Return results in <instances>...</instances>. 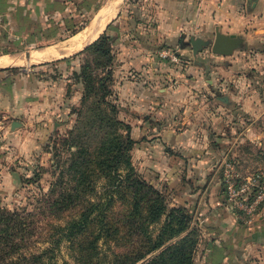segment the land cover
I'll use <instances>...</instances> for the list:
<instances>
[{"label": "rangeland", "instance_id": "374dc122", "mask_svg": "<svg viewBox=\"0 0 264 264\" xmlns=\"http://www.w3.org/2000/svg\"><path fill=\"white\" fill-rule=\"evenodd\" d=\"M115 1L118 8L108 20L117 18V23L111 24L105 31L113 37L114 52L110 65L113 80L111 84L108 83L113 94L108 100L115 102L118 118L125 122V117L119 115L121 110L116 99L117 93L113 90L119 79L114 74L122 75L116 52L133 42L139 46H148L146 43H149L151 31H144L142 28L136 31L140 21L136 9L140 0H98L77 18L76 23L89 20L95 11V5L100 7ZM119 13L121 16L116 17ZM90 26L91 24L87 28ZM103 32L104 29L98 35ZM191 36L182 39L185 42L182 44L179 39H170L172 44H165L164 40L150 48L156 54L162 52L163 55L159 57L166 59L178 71L176 79L168 81L174 87L177 98L176 121L170 125L128 123L129 135L135 140V144L129 148V156L120 158L119 163L112 156L115 150L123 147V140L128 132L126 126L116 129L115 126L104 125L101 131L89 129L88 136L85 134L84 138L81 137L82 132L87 131L81 117L86 111L85 106L93 97L100 100L103 93L101 83L107 69L105 67L109 66L106 57L88 50L67 62L28 67L32 72L33 85L37 81L47 83L65 79L68 86L66 84L64 87V101L59 106L61 101L55 107L48 105L39 110L37 106L33 110L34 114L27 119L26 126L33 137L26 149H19V143L14 144L9 133H4L5 128H0V253L9 251L5 257L0 255V264H145L164 251L168 258L160 259L158 264H189L190 261L192 264H203L205 237L198 213L191 212L188 228L169 239L165 214L155 222L146 220L149 204L152 202L150 192L136 189L135 193L133 186L129 187L126 183L118 190L109 188L114 181L131 182L138 179L155 188L168 211L172 207H185L183 191L187 189V185L192 190L197 187L195 192L201 186L197 183L198 178H195L197 174L192 176L194 180L189 181L178 151L174 154L175 151L171 149L177 141L170 137L185 132L195 134L194 142L200 138L197 143L203 149L215 151L211 158L215 169L211 173L212 184L231 207L235 205L228 200L226 178L229 175L238 184L247 182L246 177L256 178L255 181L250 180L251 185L247 183L250 192L247 202L257 192L258 187L255 185L264 183V109H258L252 115L231 103H221L216 124H201V114L197 109L200 93L197 92L189 100V87L186 85L189 80L179 79L181 77L178 73L182 74L185 66L196 68L199 62H205V56L211 53V45H204L200 49L201 45L197 44L196 49L199 50L195 53L190 42ZM5 48L1 45L0 52ZM9 49L14 48L11 46ZM244 51H239L240 54L234 59L237 66L229 75L219 73L217 82L224 87L218 92V96L230 97L231 90H243L244 95L249 90H256L257 95L264 98V53H256L249 48ZM223 60L220 64L226 68L228 59ZM208 62L215 65L213 61ZM18 71L12 69L5 74L12 75ZM133 71L132 75L136 76L137 71ZM151 80L146 79V83H151ZM96 108L104 111L103 105H96ZM39 113L44 116L39 117ZM202 114L205 117L206 112ZM12 116L19 118L15 113ZM1 121L3 119L0 116ZM8 123L6 128L15 129ZM101 132H110L111 135L105 136ZM158 133L161 134L160 137L162 134L164 136V148L173 153L169 152L171 157L167 163L170 170L164 174L147 170V165H143L142 161L143 156V160L146 156L150 157L147 162H151V157L158 160L161 152L159 146L145 149L143 156L141 152V146H151ZM79 157L82 162L74 164L73 161ZM161 167L159 164V168ZM172 168H176V171H172ZM12 172L18 173L19 183L13 182ZM109 191L118 193L111 195L108 194ZM187 209L190 211L188 207L185 211ZM233 211L243 222L247 218H264V198L249 214L238 206ZM159 234L164 236V244L153 250V242L159 240ZM179 241L184 246L178 245ZM174 242L178 246L165 250ZM261 248L264 249V245ZM144 253L145 258L137 259ZM249 258L251 262L242 264H264L263 255L251 256L247 260Z\"/></svg>", "mask_w": 264, "mask_h": 264}, {"label": "crops", "instance_id": "0c3cea01", "mask_svg": "<svg viewBox=\"0 0 264 264\" xmlns=\"http://www.w3.org/2000/svg\"><path fill=\"white\" fill-rule=\"evenodd\" d=\"M94 2L95 0H0V46L12 45L15 41L27 45L23 51L0 53V56L18 59L15 63L0 65V116L3 119L0 128H5L4 133H9L14 144L19 143V149H26L32 141L33 134L26 126L27 119L34 114L33 110L37 106L39 110L48 105L55 107L61 101L59 106L64 101V87L67 84L65 79H61L47 83L37 81L33 85L32 72L28 67L57 60L62 63L63 58L79 52L95 41L99 35L92 42L86 41L72 52L63 49L75 34L92 24L99 9H95L84 27L74 33H64L66 28L78 22L77 18L87 12ZM136 15L140 18L136 31L139 28L151 31V37L146 47L133 42L116 52L122 75L114 74L119 79L113 90L117 93L116 99L121 110L119 115L125 117V122L155 125L174 123L177 98L174 87L168 81L176 79L178 71L166 59L159 57L163 55L162 52L156 54L150 48L164 40L166 42L163 43L172 44V39L182 40L191 35L213 41L217 30L237 35L241 38L240 47L228 55L211 51L205 56V62H199L198 67L185 66L184 72L178 73L181 77L179 79L189 80L186 84L189 87V100L197 92L200 93L197 107L201 114L200 123L215 125L218 109L222 104L231 103L252 115L256 114V110L264 109V98H260L256 90H249L246 95L243 90H231V98L229 95H217L224 87L217 82L219 73L229 75L232 72L237 66L234 59L240 54L239 51L249 48L253 52L264 53V0H140ZM115 19L117 18L106 22L103 29L106 30L109 24H116ZM182 43H185L184 40ZM37 44L41 46L37 47ZM36 55H43L45 58L35 59ZM223 59H228L226 68L220 64ZM208 61H213L215 65ZM12 68L19 71L12 75L5 74ZM130 70H136V76ZM146 79H152L151 83H146ZM54 101L57 103L54 104ZM188 107L189 105L186 109ZM203 112H206L205 117H202ZM14 113L19 118L12 116ZM39 114V117L44 116L43 113ZM6 122L15 129L6 128ZM156 135L151 146H141V152L143 156L145 149L159 146L161 152L158 160L151 157V162H147L150 157L146 156L143 160V156L142 161L143 165H147V170L164 174L170 170L167 162L171 151L163 146V134L162 137L159 136L160 133ZM170 139L177 141L171 149L175 151L174 154L178 151L186 177L192 181V176L197 174L195 178H198L197 183L201 185L196 192L194 190L197 187L192 190L187 185V189L183 191V205L200 216L201 231L205 237L203 264H242L251 262V258L247 260L248 257L264 256V249L261 248L264 245V218H249L247 222H243L234 213V207L225 202V198L219 191L216 192V187L212 184L211 173L215 169L211 158L215 151L203 149L197 143L200 138L194 142L196 136L191 132L177 133ZM159 164L162 165L161 168ZM171 170L176 171V168Z\"/></svg>", "mask_w": 264, "mask_h": 264}, {"label": "trees", "instance_id": "16d2710c", "mask_svg": "<svg viewBox=\"0 0 264 264\" xmlns=\"http://www.w3.org/2000/svg\"><path fill=\"white\" fill-rule=\"evenodd\" d=\"M96 1L98 2V0H95V2ZM94 7H95V9H99L98 5H95ZM118 16L120 17L121 13H119ZM87 21L85 23H81V24L73 23L72 26H69L68 28L65 29L64 33L65 34L74 33L75 31L84 27V25L87 23ZM108 27H110V24L108 25ZM105 31L106 30H104V32L101 33L99 35V37L95 41H93L91 44L85 46L79 52H76V53H74L68 57L63 58L61 61L67 62L68 60L72 59L73 57L79 55V53H82V52L88 51V50H94V52L99 53V54L106 57V62H107V64H109V66L105 67L107 69L105 71V74H104L105 76H104L103 81L101 83L102 84L101 87H103V93H102L100 100H97L96 98L94 99V97L92 99L88 98L90 100H89L88 104L86 103L87 104L85 106L86 111L81 115V117H83V120H84V125H86V127H87L86 128L87 131H83L82 132L83 136L81 135V137L84 138L85 134H87V136H88L89 129H92L94 131H96V129H98L101 131L102 128H104V125H110V126L112 125V126H115L116 129H119V126H122V125L126 126V130L128 132H127V135L125 136V140H123V141H125L123 144V147L122 148L119 147V150H115L113 153V156H112L114 161L119 163L121 161L120 158L122 159L125 156H129V148L135 144V140L133 138H131V136L129 135V124L123 122L122 120H120L118 118V109H117V105L115 104V102L108 100V97L111 94H113L112 88H110L108 86V83H110L113 80L112 69H111L110 65H112L111 62H113L112 58H114V52L112 50L113 37L107 35ZM56 32H54V33L57 35ZM56 35H54V37H57ZM181 44H182V40H181ZM3 46L6 47L5 48L6 50H4L0 53H15V52L23 51L27 48V45L19 44L16 41L12 45L6 44ZM8 46L9 47L13 46L14 49L13 50L9 49ZM40 46H41L40 44H37V47H40ZM57 62H59V60L51 62V63H57ZM12 69H15V68H12ZM78 77H81V75H78ZM87 85L89 86V83ZM67 86H68V84H67ZM87 89L88 88H86V90ZM89 92H91V91H89ZM95 93H96V91H95ZM96 105H98V106L103 105L104 111H101L100 109L96 108ZM101 133H103V135H105V136L111 135L110 132H107V134H105V132H101ZM73 138L74 137H72V139ZM81 162L82 161H81L80 157L78 160L73 161L74 164H78ZM125 183L129 187H130V185H132L133 188L135 189V193H136V189H140V190L146 189L145 192L151 193L152 202L149 204L150 210H149L148 218L146 220H148L149 222L150 221L155 222V221L159 220L165 214V219H166V223H167L166 227L169 231V233H168L169 239L174 238L180 232H182L188 228L189 221L191 220V211H189L188 209H187V211H185L186 207H183V208L172 207L168 211L166 206H164L162 199H160V194L155 190V188L153 186L143 182L142 180L136 179V180L131 181V182H126V181H116L115 182L114 181V182L110 183L109 188H111V190H118ZM117 193H118V191L117 192L109 191L108 194L116 195ZM137 193H138V190H137ZM135 195H137V194H135ZM134 205H137V203H135ZM134 211H137V209H135ZM104 212H106V209L104 210ZM163 237H164L163 235L159 234V240L153 242L154 243L153 250L159 248L160 246H162L164 244L163 243V241H164ZM178 245L184 246V244H182V242H180V241L178 242ZM178 245L174 242L172 244H169V246H167L165 248V250L171 249V248L176 247ZM162 253L161 254L159 253V254H157V256H154L153 258L149 259L145 264H158L160 259L165 260L166 258H168L167 252L164 251V253L163 254ZM7 254H9V251H3L2 253H0V255H2L3 257H5V255H7ZM145 255H146V253H144L142 256L138 257L137 259L145 258ZM189 264H192L191 261Z\"/></svg>", "mask_w": 264, "mask_h": 264}, {"label": "bare ground", "instance_id": "6f19581e", "mask_svg": "<svg viewBox=\"0 0 264 264\" xmlns=\"http://www.w3.org/2000/svg\"><path fill=\"white\" fill-rule=\"evenodd\" d=\"M117 8H118L117 1L111 3L108 2L106 4L101 5V7H99V10L96 11L92 19V24L90 28H87V30H83L75 34L72 37V39L69 41L68 45H66L63 49H65L67 52H72L78 49L79 47H81L82 44L85 43L86 41L92 42L97 37V35L102 31L105 24H107L110 21L108 20V18L110 19V17L116 12ZM43 57L45 58V56L43 55H36L35 59L36 58L43 59ZM15 62H18V59L15 57L0 56V65H7Z\"/></svg>", "mask_w": 264, "mask_h": 264}, {"label": "built area", "instance_id": "2783aa9c", "mask_svg": "<svg viewBox=\"0 0 264 264\" xmlns=\"http://www.w3.org/2000/svg\"><path fill=\"white\" fill-rule=\"evenodd\" d=\"M232 177V175H229L226 178V186L229 195L228 200L231 201L230 203H233L235 205L234 207L238 206L239 208H242L246 214H249L250 211H252V209L256 205H258V203L264 198V183H261L260 185H255L258 187L257 192L254 198H252L251 201L249 200V202H247V196L250 195L248 184L251 185L252 182H250V180L255 181L256 178L246 177L247 182L238 184L235 180L232 179ZM248 219L249 218L244 219V221L247 222Z\"/></svg>", "mask_w": 264, "mask_h": 264}, {"label": "water", "instance_id": "95a60500", "mask_svg": "<svg viewBox=\"0 0 264 264\" xmlns=\"http://www.w3.org/2000/svg\"><path fill=\"white\" fill-rule=\"evenodd\" d=\"M190 42L194 48V52L196 53L197 50L196 46L201 45L200 49L204 45H211V51L216 54L228 55L233 52L234 49L240 47L241 38H239L235 34H224L220 31H216L213 41L205 40L201 37H190ZM16 123V122H14ZM15 125V124H13ZM19 125V124H17ZM13 182L15 184L20 182V178L17 172H12Z\"/></svg>", "mask_w": 264, "mask_h": 264}]
</instances>
